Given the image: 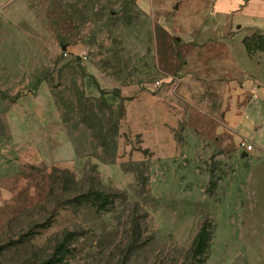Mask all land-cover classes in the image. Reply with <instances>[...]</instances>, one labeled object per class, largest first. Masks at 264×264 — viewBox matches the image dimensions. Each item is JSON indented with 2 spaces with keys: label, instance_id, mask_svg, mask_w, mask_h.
<instances>
[{
  "label": "rangeland",
  "instance_id": "rangeland-1",
  "mask_svg": "<svg viewBox=\"0 0 264 264\" xmlns=\"http://www.w3.org/2000/svg\"><path fill=\"white\" fill-rule=\"evenodd\" d=\"M208 10L0 0V264H264V118L242 157L204 76L264 72V34Z\"/></svg>",
  "mask_w": 264,
  "mask_h": 264
},
{
  "label": "crops",
  "instance_id": "crops-1",
  "mask_svg": "<svg viewBox=\"0 0 264 264\" xmlns=\"http://www.w3.org/2000/svg\"><path fill=\"white\" fill-rule=\"evenodd\" d=\"M200 3L208 6V14L215 17L225 32L234 28L237 31L247 29L248 34L256 31L264 34V0H200ZM227 64L229 69L236 70L234 63ZM204 76L214 88L217 86L219 89L227 127L240 137H251V131L258 128L260 119L264 118V72L251 74L250 70H244L242 74L222 79L223 76L218 77L211 71L207 76L204 72ZM253 86L257 89L254 99L250 95Z\"/></svg>",
  "mask_w": 264,
  "mask_h": 264
},
{
  "label": "trees",
  "instance_id": "trees-1",
  "mask_svg": "<svg viewBox=\"0 0 264 264\" xmlns=\"http://www.w3.org/2000/svg\"><path fill=\"white\" fill-rule=\"evenodd\" d=\"M74 61H77V59L75 58ZM89 194H91L90 196H93L94 199L97 200V208L99 209H103L105 208V206L107 205V203H109V198L111 197L108 194H104L98 190L95 191H91ZM207 238V233H205V229H201L194 240V244H193V249L192 252L196 255H199L202 253V251L205 248V241Z\"/></svg>",
  "mask_w": 264,
  "mask_h": 264
},
{
  "label": "built area",
  "instance_id": "built-area-1",
  "mask_svg": "<svg viewBox=\"0 0 264 264\" xmlns=\"http://www.w3.org/2000/svg\"><path fill=\"white\" fill-rule=\"evenodd\" d=\"M250 95H251V98L253 99L257 97V89L255 86L251 87ZM238 149H239V152L241 153L242 152L250 153L254 149V145L251 143V141L247 137H242L240 138L238 142Z\"/></svg>",
  "mask_w": 264,
  "mask_h": 264
},
{
  "label": "water",
  "instance_id": "water-1",
  "mask_svg": "<svg viewBox=\"0 0 264 264\" xmlns=\"http://www.w3.org/2000/svg\"><path fill=\"white\" fill-rule=\"evenodd\" d=\"M175 8H176V5H175ZM177 40H178V39H177ZM62 48L64 49L65 46L63 45ZM246 155H247V153H245V152H242V154H241L242 157H243V156H246Z\"/></svg>",
  "mask_w": 264,
  "mask_h": 264
}]
</instances>
